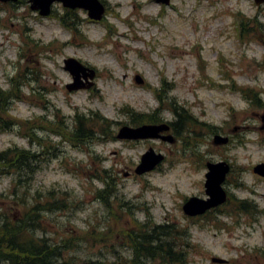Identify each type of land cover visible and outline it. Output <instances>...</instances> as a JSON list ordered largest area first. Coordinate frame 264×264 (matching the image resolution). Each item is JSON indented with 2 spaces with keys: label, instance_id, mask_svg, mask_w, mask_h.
<instances>
[{
  "label": "rangeland",
  "instance_id": "1",
  "mask_svg": "<svg viewBox=\"0 0 264 264\" xmlns=\"http://www.w3.org/2000/svg\"><path fill=\"white\" fill-rule=\"evenodd\" d=\"M103 1L106 11L97 21L59 1L42 16L30 0H0V90L12 94L0 117L14 123L0 130V152L30 149L41 162L20 181L17 171L0 166V212L23 209L34 196L45 201L51 192L66 193L69 208L49 209L38 234L56 243L74 237L76 245L65 251L73 264H132L131 236L143 224L170 225L175 251L185 259L145 264H218L213 257L264 264V177L253 171L264 162V2ZM242 16L251 20L244 37ZM70 57L95 71L72 91L64 63ZM243 90L258 96L245 98ZM172 99L206 126L176 137L170 122L177 116L164 107ZM130 110L157 111L174 142L118 139L121 127L135 126L127 123ZM76 114L92 121L98 139L68 137ZM99 118L112 122V136L99 133ZM216 134L229 142L214 144ZM149 148L165 159L138 175ZM218 161L230 165L223 183L228 201L187 216L183 203L207 198V162ZM244 199L252 209L238 207Z\"/></svg>",
  "mask_w": 264,
  "mask_h": 264
},
{
  "label": "trees",
  "instance_id": "2",
  "mask_svg": "<svg viewBox=\"0 0 264 264\" xmlns=\"http://www.w3.org/2000/svg\"><path fill=\"white\" fill-rule=\"evenodd\" d=\"M104 3V1L102 0ZM240 16V15H239ZM239 31L241 37H244L248 30V25L251 20L247 16H242L238 19ZM66 24L67 21L65 20ZM240 26V27H239ZM240 90V88H238ZM246 98L253 100L257 94L254 90H243ZM4 93V94H2ZM12 98L11 91L0 90V115L8 114L10 108L8 105L9 99ZM158 98L162 100L160 94ZM173 111L177 116V121L171 123V129L176 137L182 138L191 127L198 125L206 126V123L195 118V116L174 99L166 106ZM160 111V108L157 109ZM155 111L153 115L130 110L128 116L130 123L138 126L142 124H155L163 122ZM100 134L103 136H112L111 121L107 118H99ZM76 126L69 130L68 137L74 142L83 143L98 139L96 131L92 127V121L88 120L84 115H75ZM10 121H6L0 117V130L12 128ZM214 133L217 132L216 127L209 126ZM60 129V128H59ZM63 134V129L57 130ZM39 154L30 149L9 148L6 151L0 152V166L14 169L19 174L18 181L25 177H32L39 170L40 164ZM20 184V183H19ZM107 187L110 186L106 182ZM62 193L60 196H55L54 192L50 193V198L42 201L39 197L34 196L32 200L24 203L21 209L18 204L15 212H0V264H73L72 258L66 255V250L73 245H76L74 237L63 239L61 242H53L50 238L44 235H39L38 231L44 225V214L53 211L67 209L69 204L67 198ZM102 195V191L99 192ZM38 195V194H37ZM103 197V196H101ZM238 207L243 211L252 209L247 199L239 200ZM169 228L161 234H156L157 229ZM175 237L170 225L149 226L143 224L139 230L131 236V263L145 264L146 260H160L166 262H184V254L182 251H175L177 246L173 243L172 238ZM93 264V263H85Z\"/></svg>",
  "mask_w": 264,
  "mask_h": 264
},
{
  "label": "water",
  "instance_id": "3",
  "mask_svg": "<svg viewBox=\"0 0 264 264\" xmlns=\"http://www.w3.org/2000/svg\"><path fill=\"white\" fill-rule=\"evenodd\" d=\"M59 1L67 8H84L88 11V15L92 19L100 20L105 12V6L100 0H30L32 2L31 8L38 10L43 16L51 13L53 2ZM162 4H169L170 0H155ZM256 4H261L264 0H254ZM65 69L68 70L73 76V82L67 85L68 90H77L85 85L82 84L81 76L93 78L95 71L75 58H67L64 61ZM135 81L139 84L143 80L136 76ZM169 125L166 123L161 124H144L140 126L125 125L120 128L117 138L126 140H140L157 138L170 143L174 142L175 138L172 134H163L169 130ZM229 142L228 136L216 134L214 136V144L222 145ZM165 156L162 153H156L153 148H149L142 157L141 161L135 169L136 174L141 175L146 172L154 170L159 165ZM208 171L205 180V192L207 198H200L192 196L188 198L183 204V211L188 216H198L206 213V211L215 208L227 201L228 195L223 187V182L230 171V165L226 161L208 162ZM254 173L264 177V162L259 163L253 168ZM214 263H226V259L220 257H213Z\"/></svg>",
  "mask_w": 264,
  "mask_h": 264
}]
</instances>
